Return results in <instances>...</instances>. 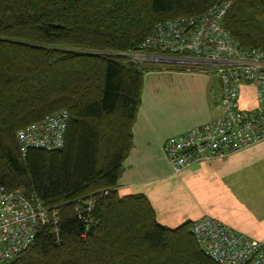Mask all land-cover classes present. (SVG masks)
Here are the masks:
<instances>
[{
	"label": "trees",
	"instance_id": "obj_1",
	"mask_svg": "<svg viewBox=\"0 0 264 264\" xmlns=\"http://www.w3.org/2000/svg\"><path fill=\"white\" fill-rule=\"evenodd\" d=\"M225 1L226 31L242 49L264 51V0H0V183L57 211L61 230L56 242L40 229L7 264H217L194 222L163 226L149 198L119 182L150 70L124 55L140 51L157 24ZM60 111L69 114L64 148L24 158L17 135ZM88 199L94 231L83 237L76 207Z\"/></svg>",
	"mask_w": 264,
	"mask_h": 264
},
{
	"label": "built area",
	"instance_id": "obj_2",
	"mask_svg": "<svg viewBox=\"0 0 264 264\" xmlns=\"http://www.w3.org/2000/svg\"><path fill=\"white\" fill-rule=\"evenodd\" d=\"M233 3L225 1L202 17L157 24L140 51L124 55L133 64L163 71L197 73L220 82V116L209 124L168 140L163 151L172 175L201 164L226 162L264 143V51L244 50L225 29ZM247 91L253 95L246 100ZM69 114L60 111L24 128L17 135L22 156L28 151L64 148ZM95 200L80 201L76 215L88 235ZM50 228L60 241V217L23 189L11 191L0 183V264L13 261ZM199 246L217 264H264V241L243 235L211 217L192 226Z\"/></svg>",
	"mask_w": 264,
	"mask_h": 264
},
{
	"label": "rangeland",
	"instance_id": "obj_3",
	"mask_svg": "<svg viewBox=\"0 0 264 264\" xmlns=\"http://www.w3.org/2000/svg\"><path fill=\"white\" fill-rule=\"evenodd\" d=\"M247 92L246 100L251 103L253 95ZM142 110L140 123L146 120L141 127L149 133L146 140L148 146L155 144L156 139L157 146L160 142L165 144L219 118L220 84L216 79L202 74L150 69L144 76ZM152 158L157 165L150 163V171L170 173L164 154L156 155L154 152ZM255 158L247 160L245 169L241 170L228 166V160L195 166L199 170L197 172L193 169L180 176L171 175L158 184L163 189L160 195L170 198L175 210L205 212V205H211L216 200L222 186L235 185L242 178L264 179V158ZM194 204L197 205L196 209Z\"/></svg>",
	"mask_w": 264,
	"mask_h": 264
},
{
	"label": "crops",
	"instance_id": "obj_4",
	"mask_svg": "<svg viewBox=\"0 0 264 264\" xmlns=\"http://www.w3.org/2000/svg\"><path fill=\"white\" fill-rule=\"evenodd\" d=\"M142 111L141 107L133 130V149L124 164V172L119 182L120 189L133 195H146L156 210L158 222L163 226L176 228L186 221L196 222L204 217H211L238 233L247 235L254 240L264 241V179L242 178L235 185L222 186L216 200L211 205H205L207 211L199 213L191 209L175 210L171 206L170 198L160 195L163 189L158 184L170 178L172 169L167 159L170 173L161 174L149 170L150 163L157 165L156 160L152 158L154 152L156 155L164 154V144L160 142L157 146L156 139L155 144L148 146L146 140L149 133H146L143 126V128L141 127V124L144 125L146 120L140 123ZM257 156L264 158L263 143L233 156L229 159L228 166H233L236 170L245 169L246 161H252ZM196 167L187 172L193 169L195 172L199 171ZM190 177L193 176L190 175ZM194 208H197L196 204H194Z\"/></svg>",
	"mask_w": 264,
	"mask_h": 264
},
{
	"label": "water",
	"instance_id": "obj_5",
	"mask_svg": "<svg viewBox=\"0 0 264 264\" xmlns=\"http://www.w3.org/2000/svg\"><path fill=\"white\" fill-rule=\"evenodd\" d=\"M93 231H94V226H91L90 229H89V231H88V234L89 235H92Z\"/></svg>",
	"mask_w": 264,
	"mask_h": 264
},
{
	"label": "bare ground",
	"instance_id": "obj_6",
	"mask_svg": "<svg viewBox=\"0 0 264 264\" xmlns=\"http://www.w3.org/2000/svg\"><path fill=\"white\" fill-rule=\"evenodd\" d=\"M89 231V230H88Z\"/></svg>",
	"mask_w": 264,
	"mask_h": 264
}]
</instances>
